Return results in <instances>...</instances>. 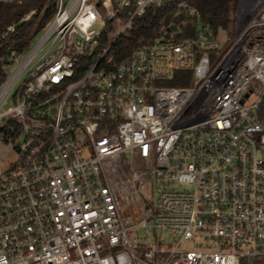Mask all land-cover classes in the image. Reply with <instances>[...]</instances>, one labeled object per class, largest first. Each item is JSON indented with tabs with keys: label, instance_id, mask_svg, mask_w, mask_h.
I'll return each instance as SVG.
<instances>
[{
	"label": "built area",
	"instance_id": "obj_1",
	"mask_svg": "<svg viewBox=\"0 0 264 264\" xmlns=\"http://www.w3.org/2000/svg\"><path fill=\"white\" fill-rule=\"evenodd\" d=\"M236 17L223 39L192 0H56L0 73V264H264V0Z\"/></svg>",
	"mask_w": 264,
	"mask_h": 264
},
{
	"label": "trees",
	"instance_id": "obj_2",
	"mask_svg": "<svg viewBox=\"0 0 264 264\" xmlns=\"http://www.w3.org/2000/svg\"><path fill=\"white\" fill-rule=\"evenodd\" d=\"M242 0H192L198 7L203 18L218 31L231 29L237 20L236 14ZM56 9V0H26L16 4H0V73L3 61L12 52L25 53L32 45L33 40L42 32L52 19ZM36 10L29 19L22 17ZM158 9H151L148 14L135 21L132 33L122 36L113 45L111 53L113 62L127 57L132 49L139 45V39L150 37L158 28ZM13 26V30L8 28ZM105 36L103 44H106ZM191 73L178 72L176 78L168 85L184 87L190 85ZM259 118L264 123V97L258 110Z\"/></svg>",
	"mask_w": 264,
	"mask_h": 264
},
{
	"label": "rangeland",
	"instance_id": "obj_3",
	"mask_svg": "<svg viewBox=\"0 0 264 264\" xmlns=\"http://www.w3.org/2000/svg\"><path fill=\"white\" fill-rule=\"evenodd\" d=\"M124 22H125V20L123 18H120L118 22L114 21L113 28H112L111 32L108 30L109 36L111 38H115L121 32V29H122V26L124 25ZM99 27L100 26H98V28ZM234 34H235V27L234 26L229 30H226V31L222 30L223 39L227 38V36H229L232 39L234 37ZM105 46H106L105 44L102 45L103 48Z\"/></svg>",
	"mask_w": 264,
	"mask_h": 264
}]
</instances>
